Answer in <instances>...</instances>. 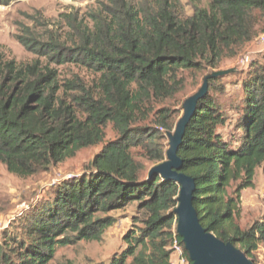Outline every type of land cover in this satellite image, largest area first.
I'll list each match as a JSON object with an SVG mask.
<instances>
[{
    "label": "trees",
    "instance_id": "1",
    "mask_svg": "<svg viewBox=\"0 0 264 264\" xmlns=\"http://www.w3.org/2000/svg\"><path fill=\"white\" fill-rule=\"evenodd\" d=\"M192 9L186 15L177 0H106L85 19L63 16L64 40L17 37L36 55L31 63L0 56V164L7 173L30 178L101 144L85 173L64 180L4 233L0 264H51L58 248L101 242L117 222L112 214L130 206L135 224L108 264H170L173 241L183 248L175 232L179 186L144 176L135 153L152 165L165 161L179 113L163 103L181 89L179 73L214 70L236 56L257 33L264 0H207ZM65 65L89 79L61 78ZM241 87L233 132H223L227 119L206 92L177 156L180 172L194 180L200 226L254 262L264 220L246 229L238 222L241 192L253 188L257 169L264 173V62L250 67ZM108 125L116 137L104 141Z\"/></svg>",
    "mask_w": 264,
    "mask_h": 264
},
{
    "label": "rangeland",
    "instance_id": "2",
    "mask_svg": "<svg viewBox=\"0 0 264 264\" xmlns=\"http://www.w3.org/2000/svg\"><path fill=\"white\" fill-rule=\"evenodd\" d=\"M3 1L0 3V56L14 59L20 64L31 63L37 57L22 47L17 37L34 36L45 42L49 35H58L59 39L64 40V30H60L65 24L63 16L74 15L78 19H85L87 14L97 12L101 3L106 2V0ZM129 1L137 5L142 0ZM177 2L188 16L192 14L194 4L200 8L207 6V0H177ZM256 30L255 37L240 48L236 56L222 60L216 69L180 72L181 89L172 99L163 104L178 112L180 118L183 102L197 93L202 88L204 78L209 76L211 78L206 83L207 93L218 101L220 110L227 119L225 128L222 130L230 135L241 111L243 96L241 83L250 67L264 62V42L260 40L264 35V17ZM59 73L61 78L77 75L88 80L90 77L87 72L73 65L60 67ZM115 137L116 134L112 131L111 125H108L104 141H110ZM100 148L101 144L82 149L62 164L26 179L7 173L4 166L0 164V240L5 232H11L17 227L22 214L42 201L50 199L51 192L64 180L85 173L87 165ZM135 156L144 165L143 175H148L150 168L155 165L146 162L137 152ZM240 205L241 216L238 223L242 229L264 220V173L261 169L255 172L253 188L241 192ZM112 216L117 219V222L112 228L106 230L101 242H77L74 245L58 248L51 264H108L114 255H119L123 251L124 244L121 238L127 230L133 228L134 219L138 215L135 212V206H130L124 211L113 213ZM253 258L254 264H264V244L258 247ZM170 259L174 262L176 258L172 254Z\"/></svg>",
    "mask_w": 264,
    "mask_h": 264
},
{
    "label": "water",
    "instance_id": "3",
    "mask_svg": "<svg viewBox=\"0 0 264 264\" xmlns=\"http://www.w3.org/2000/svg\"><path fill=\"white\" fill-rule=\"evenodd\" d=\"M207 76L202 88L187 98L182 104V115L175 124L172 134H168V148L165 161L150 168L148 178L160 177L179 186L175 232L182 241L191 264H254L243 252L230 243L218 240L212 233L203 229L192 206L195 190L194 180L181 173L182 162L177 156L187 123L195 111V105L207 92Z\"/></svg>",
    "mask_w": 264,
    "mask_h": 264
},
{
    "label": "built area",
    "instance_id": "4",
    "mask_svg": "<svg viewBox=\"0 0 264 264\" xmlns=\"http://www.w3.org/2000/svg\"><path fill=\"white\" fill-rule=\"evenodd\" d=\"M260 40L264 42V35L261 36ZM0 233H1V228H0ZM171 250H172V254L175 256L176 259L174 260V262L170 259V264H190L188 259L184 256L182 246H180L176 240L173 241Z\"/></svg>",
    "mask_w": 264,
    "mask_h": 264
}]
</instances>
